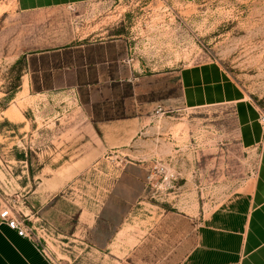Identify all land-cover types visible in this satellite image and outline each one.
<instances>
[{
  "label": "rangeland",
  "instance_id": "rangeland-1",
  "mask_svg": "<svg viewBox=\"0 0 264 264\" xmlns=\"http://www.w3.org/2000/svg\"><path fill=\"white\" fill-rule=\"evenodd\" d=\"M211 62L263 120L264 0H0V200L54 264H179L251 188L232 110L179 105L178 73ZM102 164L130 183L106 189Z\"/></svg>",
  "mask_w": 264,
  "mask_h": 264
},
{
  "label": "crops",
  "instance_id": "crops-1",
  "mask_svg": "<svg viewBox=\"0 0 264 264\" xmlns=\"http://www.w3.org/2000/svg\"><path fill=\"white\" fill-rule=\"evenodd\" d=\"M112 0H14L22 14L50 12ZM184 109L228 107L243 150L256 151V179L247 191L229 196L200 224L191 250L179 264H264V122L244 91L218 63L185 67L178 73ZM99 182L117 194L129 178L115 164L94 166ZM128 187V186H127ZM123 196V195H122ZM120 196V197H122ZM128 200V199H126ZM0 200V214L3 210ZM0 264H54L34 239L20 236L0 218Z\"/></svg>",
  "mask_w": 264,
  "mask_h": 264
},
{
  "label": "built area",
  "instance_id": "built-area-1",
  "mask_svg": "<svg viewBox=\"0 0 264 264\" xmlns=\"http://www.w3.org/2000/svg\"><path fill=\"white\" fill-rule=\"evenodd\" d=\"M262 121L264 122V119ZM0 218L3 221L7 222L11 229L18 231L20 236L33 239L30 231L26 228L25 224L20 221L17 217H15L10 209L4 208L0 214ZM42 252L46 257H48L44 250H42Z\"/></svg>",
  "mask_w": 264,
  "mask_h": 264
}]
</instances>
